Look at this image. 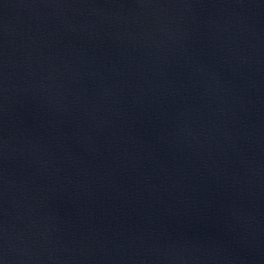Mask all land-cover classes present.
<instances>
[{"label":"water","instance_id":"obj_1","mask_svg":"<svg viewBox=\"0 0 264 264\" xmlns=\"http://www.w3.org/2000/svg\"><path fill=\"white\" fill-rule=\"evenodd\" d=\"M0 264H264V0H0Z\"/></svg>","mask_w":264,"mask_h":264}]
</instances>
